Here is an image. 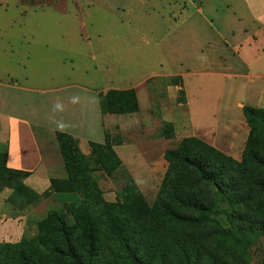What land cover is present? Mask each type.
Masks as SVG:
<instances>
[{"label":"rangeland","instance_id":"374dc122","mask_svg":"<svg viewBox=\"0 0 264 264\" xmlns=\"http://www.w3.org/2000/svg\"><path fill=\"white\" fill-rule=\"evenodd\" d=\"M189 1L0 0V75L11 61L13 79H22L27 88L23 99L42 146L48 149L54 177L65 176L55 131L78 137L85 155L90 151L87 140L102 142L105 134L104 140L122 161L111 175L94 171L108 201H114L132 178L152 205L168 165L165 150L186 139L213 148L211 157L224 160L229 170L238 165L245 141L232 145L231 128L204 135L188 119L187 95L201 92L199 72L189 70V74L182 61L180 22L173 24L180 26L173 38L167 36V27ZM22 38L32 40L27 46ZM21 58L26 62L22 71L16 63ZM178 74L181 85L165 82ZM132 86L139 99L138 112L100 113L97 92ZM245 128L248 134L246 121ZM170 132L172 136L165 137ZM46 151L43 157L48 162ZM27 177L23 190L41 194ZM10 192L7 187L0 192V218L1 212L7 216L0 226V242L12 244L22 236H34L47 212L60 209L64 201L80 202L75 193H52L27 206L19 217L21 210L4 201ZM249 256V264H264V238L250 247Z\"/></svg>","mask_w":264,"mask_h":264},{"label":"trees","instance_id":"16d2710c","mask_svg":"<svg viewBox=\"0 0 264 264\" xmlns=\"http://www.w3.org/2000/svg\"><path fill=\"white\" fill-rule=\"evenodd\" d=\"M165 82L181 85L182 76ZM97 97L101 114L139 108L133 87ZM242 114L249 130L238 165L229 170L210 146L183 140L164 152L168 165L152 205L132 178L114 201L104 198L94 171L111 175L122 163L106 140L88 141L85 155L78 138L55 131L65 176L51 177L41 194L23 190L30 172L8 167L0 151V192L11 190L5 202L13 208L52 193L80 199L48 211L34 236L0 242V264H249L250 247L264 238V109L243 105Z\"/></svg>","mask_w":264,"mask_h":264},{"label":"crops","instance_id":"0c3cea01","mask_svg":"<svg viewBox=\"0 0 264 264\" xmlns=\"http://www.w3.org/2000/svg\"><path fill=\"white\" fill-rule=\"evenodd\" d=\"M170 21L168 37L177 36L180 26L173 24H181L182 61L187 64L188 73L199 72L196 79L201 92L187 95L190 123L204 135L231 128L232 145L240 146L247 135L242 106L264 108V0H192ZM30 39L19 40L28 46ZM2 49L6 51L8 47ZM207 50L209 54L205 53ZM16 63L19 70L26 67L23 58ZM11 64L8 61L0 75V151H7L8 167L29 171L27 181L38 191H44L54 177L49 168L51 157L37 135L35 121L29 117V104L23 99L27 88L22 79H13ZM43 150L48 154V162ZM27 211L21 210L19 217ZM6 219V213L1 212L0 226Z\"/></svg>","mask_w":264,"mask_h":264}]
</instances>
